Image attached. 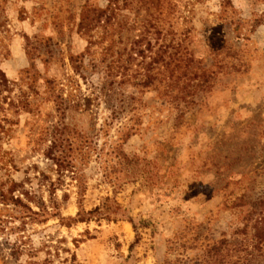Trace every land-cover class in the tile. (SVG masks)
<instances>
[{
  "label": "rangeland",
  "instance_id": "374dc122",
  "mask_svg": "<svg viewBox=\"0 0 264 264\" xmlns=\"http://www.w3.org/2000/svg\"><path fill=\"white\" fill-rule=\"evenodd\" d=\"M0 264H264V0H0Z\"/></svg>",
  "mask_w": 264,
  "mask_h": 264
},
{
  "label": "trees",
  "instance_id": "16d2710c",
  "mask_svg": "<svg viewBox=\"0 0 264 264\" xmlns=\"http://www.w3.org/2000/svg\"><path fill=\"white\" fill-rule=\"evenodd\" d=\"M98 12V13H97ZM104 9H92V8H84L82 11V15L79 22V30L83 33H89L91 29H93L96 26V22L98 23L100 20L98 19L100 14L104 13ZM97 13V14H96ZM18 200V199H17ZM44 213H51L55 214L56 210L55 208H52V210H48L46 207L43 208ZM35 212V211H33ZM37 213V212H35ZM88 216H85V214L78 213V218L80 219H88L90 216H101L104 215V217H110V214L108 213V208L103 209L100 207H96L95 209L86 212ZM82 215V216H81Z\"/></svg>",
  "mask_w": 264,
  "mask_h": 264
}]
</instances>
